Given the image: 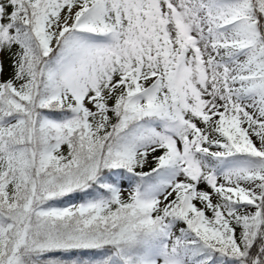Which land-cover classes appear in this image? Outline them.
<instances>
[{"label": "snow or ice", "instance_id": "snow-or-ice-1", "mask_svg": "<svg viewBox=\"0 0 264 264\" xmlns=\"http://www.w3.org/2000/svg\"><path fill=\"white\" fill-rule=\"evenodd\" d=\"M0 264H264V0H0Z\"/></svg>", "mask_w": 264, "mask_h": 264}, {"label": "trees", "instance_id": "trees-1", "mask_svg": "<svg viewBox=\"0 0 264 264\" xmlns=\"http://www.w3.org/2000/svg\"><path fill=\"white\" fill-rule=\"evenodd\" d=\"M145 170H147V169H145Z\"/></svg>", "mask_w": 264, "mask_h": 264}]
</instances>
